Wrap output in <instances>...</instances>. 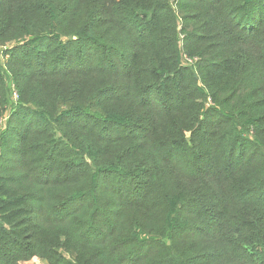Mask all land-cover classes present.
Returning <instances> with one entry per match:
<instances>
[{"label":"trees","instance_id":"trees-1","mask_svg":"<svg viewBox=\"0 0 264 264\" xmlns=\"http://www.w3.org/2000/svg\"><path fill=\"white\" fill-rule=\"evenodd\" d=\"M0 48V264H264V0H0Z\"/></svg>","mask_w":264,"mask_h":264},{"label":"rangeland","instance_id":"rangeland-1","mask_svg":"<svg viewBox=\"0 0 264 264\" xmlns=\"http://www.w3.org/2000/svg\"><path fill=\"white\" fill-rule=\"evenodd\" d=\"M1 53H2V49L0 48V62H3V57H2V55H1ZM14 91V90H13ZM13 97H14V95H13ZM14 99H15V97H14ZM35 264H44L43 262H38V263H35Z\"/></svg>","mask_w":264,"mask_h":264},{"label":"built area","instance_id":"built-area-1","mask_svg":"<svg viewBox=\"0 0 264 264\" xmlns=\"http://www.w3.org/2000/svg\"><path fill=\"white\" fill-rule=\"evenodd\" d=\"M13 95H14L15 98H17V93H16V91H14Z\"/></svg>","mask_w":264,"mask_h":264},{"label":"crops","instance_id":"crops-1","mask_svg":"<svg viewBox=\"0 0 264 264\" xmlns=\"http://www.w3.org/2000/svg\"><path fill=\"white\" fill-rule=\"evenodd\" d=\"M41 263V262H40Z\"/></svg>","mask_w":264,"mask_h":264},{"label":"water","instance_id":"water-1","mask_svg":"<svg viewBox=\"0 0 264 264\" xmlns=\"http://www.w3.org/2000/svg\"><path fill=\"white\" fill-rule=\"evenodd\" d=\"M175 1V0H174Z\"/></svg>","mask_w":264,"mask_h":264}]
</instances>
